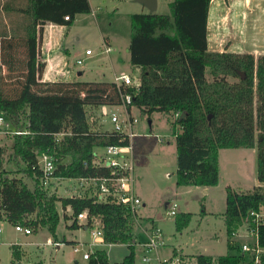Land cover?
Here are the masks:
<instances>
[{"label":"trees","instance_id":"trees-1","mask_svg":"<svg viewBox=\"0 0 264 264\" xmlns=\"http://www.w3.org/2000/svg\"><path fill=\"white\" fill-rule=\"evenodd\" d=\"M210 1L171 0L168 13L130 14L129 62L140 67L139 84L134 86L117 85L113 80L42 79L45 62L39 57V42L43 26L70 25L77 15L91 11L88 0H3L8 23H0V113L18 128L28 122L29 134L12 135L10 159L18 172L33 180L29 187L24 178L8 176L3 165L6 146L0 144V214L10 224L33 231L46 226L55 237L61 217L57 203L62 210L70 207L69 215L62 214L72 219L70 228L80 226L77 214L86 211L85 225L90 227V217L97 218L103 242L128 248L120 261H110L103 247H95L86 264H135L131 208L96 196L49 192L40 184L38 164V155L48 153L57 178L110 176V168L93 162L95 148L128 144L129 139L91 125L87 110L122 104L121 94L128 93L131 101L125 107L129 112L135 107L148 117L154 111L173 116L177 186L216 185L219 150L256 147V178L262 184L245 191L227 186L225 192L227 246L238 252L216 260L202 253L191 256L196 264H252L232 237L250 211L264 206V53L210 50ZM190 217L191 212L176 213V230L185 227ZM257 241L264 247V218ZM20 255L18 245L12 244L13 260Z\"/></svg>","mask_w":264,"mask_h":264},{"label":"rangeland","instance_id":"rangeland-1","mask_svg":"<svg viewBox=\"0 0 264 264\" xmlns=\"http://www.w3.org/2000/svg\"><path fill=\"white\" fill-rule=\"evenodd\" d=\"M23 1L26 2V0ZM169 1L171 0H159L158 8L155 11L168 13ZM233 1L234 4L230 8L232 12L228 16L226 15V19L223 20L225 30H222L223 33L228 32L231 39H223L219 45L212 43L208 48L210 50L251 52L254 56L264 53L263 35L261 39H258L261 43H252L253 35L256 36L257 30L260 31V34L264 33V1L260 0L259 6H255L253 0L250 5H245L243 0H228L229 3ZM2 2L3 0H0V23L4 20L8 23ZM218 2L221 4L220 11H222L227 6L226 1L219 0ZM89 3L91 6L89 13L77 15L70 25L64 24L62 27V34L66 39L65 44L69 50L67 58L69 67L72 68L74 73L77 70H82L81 78L88 80L102 79L110 81V79H113L114 74L118 75L123 71L130 72V70L132 72L133 68L125 48L131 33L130 14L132 12L148 11V9L137 0H89ZM225 10L222 11V14ZM106 37L110 39L112 48L115 47V50L112 49L109 53L113 66L107 58L108 54L100 53L101 43ZM41 39L42 37L39 42V57ZM86 48L93 50L90 58L84 54ZM98 55L103 56V59L95 57ZM77 56L83 58L81 65L74 64ZM56 69L53 72L63 74L64 80H75V74L67 77L69 73L61 71L62 65ZM51 70L53 69H50V72H52ZM2 72L6 74L7 69L3 67ZM130 75L135 83L138 76H134L133 73H130ZM94 110L92 108L87 110L91 125H95L98 129L103 127L104 130L111 128L112 124L109 117L101 114L95 108ZM111 111L118 113L120 118L126 115L122 104L113 105ZM131 115L137 119L133 126V136H135L133 139L135 141L134 184L146 203L144 206L140 205L134 217V230L137 241L134 256L135 264H144L140 259L141 249L138 242L145 239L147 234L139 226L145 224V220L150 217L155 220L164 234L165 242L169 245L157 248V252L163 257L168 255L170 246L179 248L180 251L190 257L202 253L217 258L219 255L237 253V249L232 250L227 246V236L223 222L225 192L227 186L235 190L245 191L262 184L256 178V147L222 149L219 162V180L216 185L210 187L209 193L202 194L200 190L196 191L188 186H177L175 183V135L169 121L173 116L154 111L148 117L141 114L135 107L132 108ZM11 141V133H6L0 137V144L6 146L4 169L9 173L8 176H20L26 180L29 187H32L33 180L18 172V166L10 159ZM103 151L102 146L95 148L98 155ZM85 186V183L80 186V182L76 178L56 177L50 181L47 188L49 192L57 195H81L87 194ZM166 201L171 204L175 202L177 213L191 212L188 224L181 230H176L174 222L176 214H169L170 206H165ZM57 206L61 215L56 229L57 234L65 233L67 235V232L73 231L81 241H92L93 237L89 228L86 230L83 228L77 230L67 228L69 231H66V220L62 215L59 203H57ZM151 225H154L153 222H151ZM0 228V264L86 263V259H83L80 253L72 252V246L68 243L64 242L57 250L54 246L48 245L47 240L48 238L52 239V237L46 226H40L38 232L26 235L15 231L14 225L10 224L2 215L0 217ZM10 239L12 240L11 243H19L25 250L26 255L22 256L19 263L11 258V247L8 244ZM253 239L244 230H241V232L239 230V233L232 237L234 243L238 245L244 241L252 242ZM33 240H36L39 244L29 243ZM101 246L106 250L110 261H120L128 252L125 244H112L110 246L102 244ZM151 254L154 255V251ZM76 259L79 263H75Z\"/></svg>","mask_w":264,"mask_h":264},{"label":"built area","instance_id":"built-area-1","mask_svg":"<svg viewBox=\"0 0 264 264\" xmlns=\"http://www.w3.org/2000/svg\"><path fill=\"white\" fill-rule=\"evenodd\" d=\"M67 19V16H64ZM110 46L106 43L102 44L100 52L107 54L110 51ZM84 54L92 55L93 50L86 48ZM83 63L82 57H77L74 64L81 65ZM65 72V71H64ZM67 72V71H66ZM57 73H52L51 78L55 80ZM44 80V79H43ZM113 81L117 85H134L138 86L139 77L134 83L133 77L130 74L122 73L114 75ZM122 105L126 111V115L120 118L119 114L113 111L102 110L104 115L109 117V121L112 127L108 130L120 133L128 137V144H107L104 146V151L100 155L96 154V158L93 161L95 164L104 165L110 168L111 175L108 177H80L76 178L80 182V186L83 183L86 184L85 190L87 189V194H79V196H96L99 200H114L118 203L128 205L136 215L140 205L141 199L136 195L133 190V163H132V146L130 143V137L133 136V126L137 121L135 117L131 115L125 105L130 103L131 96L128 93L121 94ZM110 112V113H109ZM177 114V113H176ZM6 133L13 134H29L28 122L23 128H16L10 118L0 113V137ZM60 135V134H59ZM59 137V136H57ZM38 164L42 169V176L40 177V184L44 187H48L50 181L53 178V170L55 168V163L53 157L48 153H41L38 155ZM170 206L168 212L171 215H175L176 205L175 202L168 204ZM77 218H83L85 222L88 219L87 212L82 211L77 214ZM264 218V206L258 211H250L242 219V224L239 226L234 236L239 233V230H244L245 233L252 236L254 239L252 242H241L239 252L247 259L252 262V264H263L261 262V255L264 254V247L260 246L257 241V230L260 223L263 222ZM91 225L89 227L90 233L93 237L92 242L88 243V248H84L85 244L77 243L72 245V250L74 253H80L83 259H87L90 252L93 251L95 247H98L101 243L110 244L103 242L101 228L98 219L95 217H90ZM96 221V223H95ZM14 230L22 232L24 234L31 233L32 229L29 226H24L19 223L14 225ZM52 244H60V242H51ZM142 246V254L140 256L141 261L144 264H196L194 258L183 252H176V254H170L163 257V255L157 252V248L164 246V239L161 229L152 225L149 232L147 233L145 240L140 244ZM154 251V255L151 252ZM213 260H215L213 258ZM214 263H216L214 261Z\"/></svg>","mask_w":264,"mask_h":264},{"label":"crops","instance_id":"crops-1","mask_svg":"<svg viewBox=\"0 0 264 264\" xmlns=\"http://www.w3.org/2000/svg\"><path fill=\"white\" fill-rule=\"evenodd\" d=\"M218 1L219 0H217L216 2H215V0H211L210 4H209L208 17H207V43H208V47L212 43L219 45L220 42L223 41V39H227V38L231 39L229 37V35H228L229 33L228 32L223 33L222 30L223 29L225 30V28H224L225 25H223V20L226 19V15L228 16L232 12V10H230V8L233 6L234 1L229 3L228 0H224V1H226L225 4L227 5L224 8V9H226L224 11V14H222V11L224 9L222 11H220L221 10V6H220L221 4ZM251 2H252V0H243V3L245 5H250ZM260 2H261L260 0H253V4H255V6H259ZM158 4H159V0H156V8L155 9L158 8ZM224 15H225V17H224ZM63 26L64 25L53 24V23H47V24H45L43 26L42 33H41L42 39H41V45H40V58H41V60H43L45 62V68H44V70L42 72V79H44V80H46V79L54 80L53 78H51V75H52V73H54L53 71H56L57 70L56 68L60 67L61 65H62L61 71L63 70V73H66V71H67V73H69V74H67V77H71V74H75V79H82L81 78V76L83 74L82 70H77V72L74 73L72 68L69 67L70 65L68 64V61H67L68 60L67 58H68L69 50H68V48L66 47V44H65V40H66L65 36H63V34H62V31H63L62 27ZM226 35H228V36H226ZM262 35L264 36V33L260 34V31L257 30L256 36L253 35L252 43L253 44L261 43V41L258 40V39H261ZM129 39H130V37H129ZM129 39H128V41L126 43V47H125L127 52H128ZM103 43H106L111 48L110 51L107 53L108 54L107 58L109 59V62L111 64L112 60L110 59L109 53L112 51V49L115 50V47L113 46V48H112V46H111L112 43H111V41H110V39L108 37L103 39L101 44H103ZM100 48H102V45H101ZM100 53H103V52H100ZM90 56L91 55H87L88 58H90ZM77 57H80V56H77ZM95 57H99L100 59H103V56H99L98 55V56H95ZM128 57H129V52H128ZM111 65L113 66V64H111ZM131 66L133 68L132 72H131V70H130V72L129 71H123V72H121V74L122 73H127V74L133 73L134 76L137 75L139 77V75H140V67L133 66V65H131ZM50 69H53V70H51L52 72H50ZM55 73H58V72H55ZM114 75H117V74H114ZM57 77H59L60 79H56ZM61 79H65L63 74H57L55 76V80H61ZM69 79H71V78H69ZM82 80H88V79H82ZM94 80H102V79H94ZM110 80H113V79H110ZM112 107H113V105H101L99 108H97V110L100 111L101 114H103L102 110L111 111ZM92 109L94 110V108H92ZM169 121H170V119H169ZM108 129H110V128H108ZM108 129H106V130H108ZM101 130H104L103 127H102ZM134 137L135 136H131L130 137V143H131V146H132V163H133L134 155H135V144H134L135 141H133ZM221 151H222V149L219 150V154H218V166H219V162H220ZM133 168L135 169L134 164H133ZM134 169H133V190L136 193V195L138 197H140L141 205L144 206L146 203H145L144 199L141 197V195L138 193L139 191H137L136 185L134 184ZM135 177H136V175H135ZM188 187H192L196 191L200 190V192L202 194H207V193H209L211 186L203 187V186H198V185H190ZM168 204H170V202L166 201L165 202V206H168ZM61 211H62V213L66 214V215H69L71 213V209H70L69 206H67L64 210H61ZM2 215L3 214L1 213L0 217ZM65 220H66L65 221L66 231H69V230H67V228H70L68 225L71 224L72 219L65 218ZM149 220H151V221H149ZM77 222H78V224L80 226L76 227V228H70V229L77 230V229L83 228V229L86 230V229L89 228V227H87L85 225V220L83 218H80V219L77 218ZM151 222H153V224L157 226L155 220L152 217H150V218L145 220V224L143 223V225H140L139 227H141L143 230H145V232L147 234L149 232V230H150V227L152 226ZM39 228L40 227H38L35 231L32 230L31 233L38 232ZM0 232H1V228H0ZM31 233H28L26 235H30ZM162 234H163V232H162ZM51 237H52V239L48 238L47 244L51 245V246H54L56 248V250L59 249L60 246L64 242L68 243L71 246L74 245V244H77V243H83V244H85L84 247L86 249L88 248L87 244L92 242V241H83V240L81 241L80 238L77 236V234L74 233L73 231H69V233L67 232V235L65 233H62L61 235H59L56 232V236L53 237L51 235ZM163 239H164V234H163ZM144 240L145 239H143L142 241L138 242L139 247L141 249V254H142V246L140 244ZM11 242H12V240L10 239V241L8 242V244H10V247L12 246V244L18 245V249H19V252H20L21 255L16 260L19 263V262H21L22 256L26 255L25 250L23 249L22 245H19V243L17 244V243H11ZM51 242H60V244L54 245ZM29 243L35 244V243H37V241L33 240V241H30ZM136 243H137V241H136ZM164 243H165V246L168 245L165 242V240H164ZM37 244H39V243H37ZM102 244H104V243H101L99 245V247H102L101 246ZM104 245L110 246V245H112V243L104 244ZM169 248H170V251L168 252V255L175 254L174 251H176L177 253L178 252H182V251H180L179 248H177L175 246H170ZM72 252H73V250H72ZM11 258H12V256H11ZM214 259L216 260V258H214ZM12 260H13V258H12ZM75 263H79L78 259L75 260Z\"/></svg>","mask_w":264,"mask_h":264},{"label":"water","instance_id":"water-1","mask_svg":"<svg viewBox=\"0 0 264 264\" xmlns=\"http://www.w3.org/2000/svg\"><path fill=\"white\" fill-rule=\"evenodd\" d=\"M137 1L143 4L149 11H154L156 8V0H137ZM240 74H241V77H244L243 72H241ZM57 78L60 79L59 77Z\"/></svg>","mask_w":264,"mask_h":264}]
</instances>
